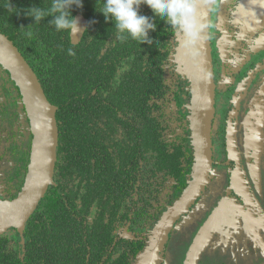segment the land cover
Here are the masks:
<instances>
[{
	"label": "trees",
	"instance_id": "16d2710c",
	"mask_svg": "<svg viewBox=\"0 0 264 264\" xmlns=\"http://www.w3.org/2000/svg\"><path fill=\"white\" fill-rule=\"evenodd\" d=\"M7 1L12 10H19L18 19L3 32L12 36L19 31L18 50L32 66L55 109L60 139L56 183L31 218L21 240L16 235L0 237V264H124V256L113 261H102L101 257L107 253L104 242L113 243L110 233L114 217L118 223L131 220L141 232L150 223L143 209L135 203L130 208L123 202L130 195L128 180L132 179L133 185L137 176L144 173L136 158L139 149L157 153L154 175L170 166L183 175L191 166L192 159L185 150L180 151L184 159L181 162L171 154L162 138L168 124V105L174 94L162 63L168 53L161 50L166 49L164 40L169 29L171 35L175 29L159 17H153L156 30L149 32L152 43L140 45L133 40L131 73L113 86L115 74L104 67L106 61H99L100 53L73 50L75 55L71 56L68 50L60 48L64 39L61 35L50 36V45L42 48L41 43L46 41L44 35L33 33L32 38L25 35L31 30L33 19L23 10L32 6L31 0ZM49 3L51 0L37 6L46 8ZM74 9L73 16L77 12ZM145 53L157 62L143 67ZM185 71L192 77L193 90L195 78ZM114 125L119 127L113 132L110 127ZM119 130L121 139L112 136ZM28 157V151L22 152L18 167L21 174L26 173ZM182 163L186 166L180 169L178 164ZM101 204H105L106 211L99 210ZM93 207L94 219H89ZM77 243L81 244L79 248ZM152 247V238L132 242L137 264H161L159 259H149Z\"/></svg>",
	"mask_w": 264,
	"mask_h": 264
},
{
	"label": "flooded vegetation",
	"instance_id": "af4514ba",
	"mask_svg": "<svg viewBox=\"0 0 264 264\" xmlns=\"http://www.w3.org/2000/svg\"><path fill=\"white\" fill-rule=\"evenodd\" d=\"M193 1L194 0H192V2ZM31 2L32 5L37 6L38 3L47 4L48 0H31ZM102 4L103 0H83L82 8L73 7L75 8L74 10L77 11L74 14V17H77L78 14L82 13L87 19L85 30L81 36L78 34L74 36L69 32H57L48 21L31 25L34 23V20H32L30 22L31 30L34 34L44 35L42 37L46 38V41L41 43L42 46L40 45L42 48L50 45L49 42L52 40L50 36L61 35L64 39L63 45H61L60 48L63 50L71 48L72 50L81 51L83 53H100L98 59L99 61H106L104 62V67H108L110 74H115L113 79H115L117 75H119V79H121L124 76H129L131 73V67L134 62L132 60V52L135 47L134 41L130 38L124 42L117 40L116 29L114 28L113 23L111 21L106 22L104 16L97 11L102 7ZM260 8L264 9V0H216L212 8L209 25V40L216 88L215 114L212 129L213 166L209 182L206 185L204 192L192 205L191 209L176 221L163 250L159 253L157 258L154 259H159L161 264H166L165 258L168 252V247L177 226L191 214L195 206H197L208 194L211 184H213L217 178V175L215 174L216 168H220L218 165L221 164V167L226 171L229 187L227 200L235 202L240 208L245 209L246 217L247 215L250 217L252 215L263 222L260 225L261 230L259 229V231L264 238V196L258 190L259 182L255 178V174L252 172L253 166L251 162L248 164V157L246 154H243L239 148L235 135V121L232 118V104L236 99V96H238L247 85L252 82H256V86L260 89L262 93L260 99L264 104V15L255 14ZM18 11V9L17 12L16 9L10 10L7 0H0V34L11 38L17 49L18 46L16 40L20 34L19 31H15L12 36L4 34L3 31L8 28V24H16V20L18 19L16 13H18ZM139 13L150 19H154V14L147 5L142 4ZM164 44L166 45V49H162L161 52H167L168 58L163 60L162 63L167 69L169 84L172 87L174 98L173 101L170 102V105H168V107H170L168 109L169 115L167 116L168 124L166 125L167 129L163 131L164 135H162V138H165V141L163 142L170 147V151H172L171 154H174L176 158L178 157L181 162H183L184 159H182L180 151L185 150L186 155L190 156L192 159L191 166L187 169L184 168L186 169V172L184 171L183 175L180 174V170L177 171L175 167L172 168L171 166L168 167L167 170L157 172L154 175L152 171L154 169L157 153L149 149L146 151L139 149L136 158H139V164L144 168V173L137 176V181L133 185L132 179L128 180L130 195H127L123 202L130 208H132V204L135 203L138 207L143 209L146 219L150 223L147 222L144 225L146 229L141 232L138 229L139 226L133 224L131 220L126 219L122 220L123 222L118 223L115 222L114 217L113 224L111 223L113 229L110 233L113 238V243L107 241L104 242V251L107 253L102 255V261L109 259L113 261L119 258L123 259L122 256H124L125 259L122 260L124 264H137L131 249L132 242L142 239L148 241L152 238L154 243V236H152V233L155 226L159 223L162 215L181 197L182 193L192 180L195 157L192 148V132L189 121L191 109L188 110L187 108L188 102L191 107L193 98L192 77L186 73V68L178 61L179 55L183 52L182 50H184V39H182L180 30L175 29L174 33L171 35L169 29ZM51 49L55 48L52 47ZM142 60L144 64L143 67H148V65L150 66L153 65L154 62H157L156 58L147 53H145ZM242 64L243 66H241ZM121 67L125 68L123 72L120 71ZM235 69H237V72L233 73ZM223 75L238 82L234 95L230 90H227L224 93L219 91V81ZM231 95L234 96V98L232 97L234 100L230 107L226 105V111L219 108L222 96L228 99ZM20 106H22L23 112L26 115V122L22 123L24 125L23 127L19 126L20 117L18 108ZM230 125L234 131L233 134L239 154L241 173L251 195L253 202L252 205L248 204L244 197L237 195L232 189L231 179L232 173L236 169V162L230 161L228 155L227 136ZM118 127L119 126L114 125L111 126L110 129L114 132ZM112 136L118 137L119 139L123 137L121 135V130ZM115 143L118 144L119 140H116ZM31 144V126L22 97L9 73L0 64V146L3 149L1 155L5 156L7 153L11 157V161H14L17 169L15 171H18V167L21 165L20 160L22 158V152H29L26 173L21 174L18 171L19 175L17 177L18 179H16L17 181L12 184L9 183L5 190V195L0 194V199L13 200L20 193L30 161ZM130 160L128 161L130 162ZM216 161L220 163L217 165ZM168 164L170 165V163ZM178 166H181V169L183 166H186V164L182 163L178 164ZM56 172L54 176L55 183ZM251 175L253 177L252 180L250 179ZM50 189L48 190V193ZM12 194H16L14 198L10 197ZM44 199L40 203L38 209ZM77 206L79 209L81 204L79 203ZM98 208L101 212L103 210L106 211L105 204H101ZM94 212L95 207H93L89 219H94L91 217L92 215H95ZM156 213L159 215H156ZM260 214L262 215L258 216ZM153 217L157 218V220L150 221ZM254 225H256V223ZM116 226L118 228H116ZM6 235H16L18 236V240L22 239V234L15 229L7 231L2 236ZM208 235L211 236V232H209ZM231 245L234 247V243H231ZM80 246L81 244L77 243V247L79 248ZM235 248V251H232L233 254H231V257H233L234 254H239L238 249L240 248V245L237 244ZM100 250H102L101 247H99V251Z\"/></svg>",
	"mask_w": 264,
	"mask_h": 264
},
{
	"label": "water",
	"instance_id": "95a60500",
	"mask_svg": "<svg viewBox=\"0 0 264 264\" xmlns=\"http://www.w3.org/2000/svg\"><path fill=\"white\" fill-rule=\"evenodd\" d=\"M216 0H194V16L198 22L195 38L180 30L184 50L178 61L195 78L189 117L194 165L192 180L181 197L162 215L155 226L153 248L149 258L154 260L163 250L168 236L180 217L185 215L204 192L213 166L212 129L215 114V81L209 40L211 11ZM252 12V11H251ZM255 14L264 15L260 8ZM81 31L85 30L86 16L78 14ZM0 64L9 73L18 89L31 126L30 161L23 187L13 200L0 199V236L11 229L23 235L29 220L55 184L58 162L59 124L55 109L32 67L18 51L11 38L0 34ZM234 131L228 128L227 145L230 161L236 162L232 173V189L252 205V198L241 173Z\"/></svg>",
	"mask_w": 264,
	"mask_h": 264
},
{
	"label": "rangeland",
	"instance_id": "374dc122",
	"mask_svg": "<svg viewBox=\"0 0 264 264\" xmlns=\"http://www.w3.org/2000/svg\"><path fill=\"white\" fill-rule=\"evenodd\" d=\"M236 72L237 69L233 71ZM237 86L238 82L226 75L220 78V92L230 90L234 95ZM233 95L228 99L222 96L219 108L226 111V105L230 107L234 100ZM261 95L256 82L247 85L232 104V118L239 148L248 157V164L251 162L252 172L259 182L258 190L264 196V104ZM187 108L190 109L189 102ZM18 113L19 126L23 127L26 115L22 106L18 108ZM0 150V194L5 195L7 186L16 182L19 174L11 157L7 153L1 155V146ZM218 166L216 181L211 184L208 194L177 226L168 247L166 264H264V238L259 231L263 222L252 215L246 217L245 209L227 200L226 171L222 164ZM236 243L240 245L239 254L231 257Z\"/></svg>",
	"mask_w": 264,
	"mask_h": 264
},
{
	"label": "clouds",
	"instance_id": "9594fccd",
	"mask_svg": "<svg viewBox=\"0 0 264 264\" xmlns=\"http://www.w3.org/2000/svg\"><path fill=\"white\" fill-rule=\"evenodd\" d=\"M142 4L152 10L154 18L159 17L173 29H179L189 37L195 38L198 22L194 16L192 0H103L102 7L96 10L104 16L106 22L113 23L118 41L124 42L130 38L140 45L150 44L153 38L149 36V32L156 30V23L139 13ZM74 6L82 8L83 0H51L46 8L32 5L23 11L27 17L34 20L31 25L47 19L57 32H69L75 36L81 29L72 14ZM9 9H14L11 3ZM25 35L32 38L33 32L29 30ZM68 54L74 56L75 52L69 48ZM124 70L125 68L121 67L120 71ZM118 83L119 75L114 79L113 86Z\"/></svg>",
	"mask_w": 264,
	"mask_h": 264
}]
</instances>
